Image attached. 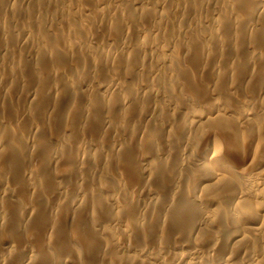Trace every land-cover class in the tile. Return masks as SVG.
<instances>
[{"label": "rangeland", "instance_id": "1", "mask_svg": "<svg viewBox=\"0 0 264 264\" xmlns=\"http://www.w3.org/2000/svg\"><path fill=\"white\" fill-rule=\"evenodd\" d=\"M261 177L264 0H0V264H264Z\"/></svg>", "mask_w": 264, "mask_h": 264}, {"label": "bare ground", "instance_id": "2", "mask_svg": "<svg viewBox=\"0 0 264 264\" xmlns=\"http://www.w3.org/2000/svg\"><path fill=\"white\" fill-rule=\"evenodd\" d=\"M255 11V10H254ZM183 161V160H182ZM208 166H210V165H208ZM212 172V171H211ZM214 173V172H213ZM226 176V175H225ZM262 178H264V177H261V180H262ZM258 179V178H257ZM260 181V180H259ZM245 182V181H244ZM257 182V181H256ZM247 183H248V181H247ZM263 183V182H262ZM254 184V183H253ZM257 184V183H256ZM250 188V187H249ZM262 201V200H261ZM223 202V201H222ZM195 210V209H194ZM193 214V213H192ZM194 215V214H193ZM220 215V214H219ZM242 215V214H241ZM244 215V214H243ZM246 216V215H245ZM227 221V220H226ZM264 221V220H263ZM204 225V224H203ZM96 243V242H95ZM125 251V250H124ZM154 258V257H153ZM165 264V263H164Z\"/></svg>", "mask_w": 264, "mask_h": 264}]
</instances>
